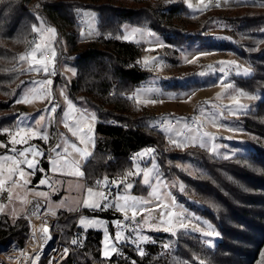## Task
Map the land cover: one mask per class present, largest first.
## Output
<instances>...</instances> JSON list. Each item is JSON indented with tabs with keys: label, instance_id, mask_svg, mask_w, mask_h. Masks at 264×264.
I'll return each mask as SVG.
<instances>
[{
	"label": "trees",
	"instance_id": "obj_1",
	"mask_svg": "<svg viewBox=\"0 0 264 264\" xmlns=\"http://www.w3.org/2000/svg\"><path fill=\"white\" fill-rule=\"evenodd\" d=\"M254 2L221 8L227 17L242 22L243 28H246L245 33L261 44L260 47L254 43L248 46L252 51L247 58L249 61L246 60L252 64L255 73L240 84L249 92L260 86L255 81L259 80L264 84V73H259L264 72V32L258 33L264 28V6L262 0ZM37 4L40 6L39 16L43 18L45 25L56 28L57 42L62 44L67 38L70 43L68 57L76 59L77 75L68 84V96L97 117L94 158L83 166L86 184L93 186L95 180L105 174L112 179L122 175L125 170L133 169L134 161L129 157L135 156L144 148L152 147L159 151L166 139L162 131L151 128L150 121L160 114L156 115L129 97L149 74L148 70H141L138 63L144 49L141 45L120 38L122 26L130 23L151 28L161 33L170 44L182 36L191 37L193 34L203 33L207 22L214 19L213 10L219 9V6H211L200 15H191L182 1L0 0V128H14L18 116L11 111L15 109L17 99L15 92L13 93L14 86L31 79L17 65L19 56L32 46L29 42L35 34L31 33L30 25L37 23L36 13L33 11ZM83 8H92L98 12V35L91 40L81 37L80 10ZM165 16L178 18L180 22L166 20ZM56 80L60 81V76H56ZM112 90L115 95H110ZM262 114L264 99L256 109L243 113L236 121H240L250 134H257L264 140ZM257 117L262 119L261 123L256 120ZM123 124H127L128 128H124ZM0 137L5 138L6 134H0ZM251 141L254 144L255 139L251 138ZM254 146L255 149L249 154L235 155L228 159H221L196 148L194 151L198 153L194 154L205 159L203 178H184L188 195H193L210 208L215 221L222 220L218 227L223 237L243 239L246 247H242V250L248 253L251 250L258 253L264 247V146L260 149L257 144ZM44 153L39 166L48 172V152L45 150ZM159 161L165 176L172 178V173L165 167V159L159 158ZM41 177L42 174L37 172L34 183ZM137 182L136 189L139 186L138 179ZM188 200V204L195 209L196 206ZM77 212L61 210L55 216L62 230H69L71 238L78 233L85 238L83 247L79 248L65 241L72 251L58 264H131V261H136V264H172V256L163 251L162 244L165 240L180 236L187 238L190 234L184 231L177 237L158 234L156 242L146 245L143 257L138 255L133 245L127 244L119 246L123 256L114 253L110 258H104L101 252L102 232L89 230L84 233L77 224V217L79 212L107 217H113L114 214L88 209ZM203 214L206 215V212ZM37 218L39 222L51 221L49 216L40 218L39 212ZM210 218L212 219L211 216ZM28 224L24 213L15 221L8 214H1L0 249L9 241H15L19 247H24L29 233ZM223 239L218 243L221 247L219 252L212 254L213 260L218 264H233L228 255L222 256L226 254L225 250H232L234 253L232 244ZM177 240L178 249L182 247V242L192 246L189 240ZM240 254L246 256L240 264H255L257 255L249 258L244 253ZM4 263L0 255V264Z\"/></svg>",
	"mask_w": 264,
	"mask_h": 264
},
{
	"label": "rangeland",
	"instance_id": "obj_2",
	"mask_svg": "<svg viewBox=\"0 0 264 264\" xmlns=\"http://www.w3.org/2000/svg\"><path fill=\"white\" fill-rule=\"evenodd\" d=\"M166 1V0H164ZM168 1H182L183 4L188 7L189 12L191 15H200L206 9L211 6L219 5V9H214V19L210 22H207L205 31L203 33H196L193 34L194 36L191 37H180L179 39H175L174 42L168 44L163 37V35L151 28L148 27H141L132 25L130 23H124L122 26L123 32L120 36L121 39L126 40L128 42H132L137 45H141L143 47V51L141 56L139 57V61H142L145 56L155 57L156 62L162 67L153 66L148 68V76L147 78L142 81L133 91L132 94L135 93L137 89H144L150 88L152 91L148 92L146 96H141L140 101L137 102L135 99V103L142 105L143 107L147 108L149 111L152 110L158 111L161 114H164L169 117V119H175L177 121V125L172 126L173 131L171 132V136L175 138L176 131L180 130L183 131L185 135H189V129H192L193 132L191 134H196L195 129L197 127V121H202L203 127L201 131L211 133L215 140L212 141L215 145H217L216 152L218 154H214L208 150V147H199V146H188V147H175L169 143V133L164 131V126L162 128V133L165 136L166 143L162 145L159 151H155L153 154L155 156V164L159 167L160 171L163 174V179L167 181V187H161L160 189V200H156L154 197H150L149 194L151 192V187L148 185L143 184L141 177H132L131 182L133 183V188L128 190V194L132 196L138 197H145L150 198L152 203L149 205V211L154 218V220H158L161 211L163 210V204L167 203L171 205V199L167 196V193H171L172 197H175V204L182 206L186 209V216H192L199 218L193 219L192 223L195 225H199L200 228L204 229V232L209 231L207 225L203 223L207 221L209 224L213 226L214 234L212 236H207L204 232L194 231L190 226L188 230L180 229L177 231L176 235L172 233L165 232L162 229L160 231H155L153 229H144V234L148 235L152 238V241L144 243L141 245L144 251L146 252V245L150 243L156 242V237L158 234H167L169 236L177 237V235L181 232H188L190 233L187 238L185 236H180L179 238L183 240L191 241L190 246L188 243L182 242V247L178 249L177 242L179 239H168L165 240V243L170 244L168 249L163 247V251L167 254H171L172 256V264H200L201 261L204 264H218L217 261L213 260L212 254H217L219 252V242L224 238L218 224L221 223V219L219 221H215L214 213L205 206L204 203L200 202L196 199L193 195H188L187 193V185L186 181L184 180L185 176H190L193 178H203L202 174L205 172L204 162L205 159L198 154H194L197 151H194L196 148L201 149L203 151H207L209 153L214 154L215 156L221 159H228L229 157L235 155H246L251 152V150L255 149L254 144L259 146V149L264 146V140L259 137L257 134L252 135L248 131L245 130L244 126L240 124V121H236L240 115L243 113L251 110L256 109L258 104L264 99V84L261 81L257 80L255 82H259L260 85L256 90H252L251 92L246 91L243 86L240 84L242 80H246L248 78L253 77L255 71L252 67V64L248 61V56L251 53V49L248 47L250 43H254L257 47H260L259 40H256L249 34L245 33L246 28H243V23L234 20L233 18L230 19L226 16V13L222 12V7L236 5V4H251L255 3V0H205V4H209V7L205 8L203 11L200 10L202 7L199 3V0H168ZM188 3H191L193 7H189ZM38 5V4H37ZM35 5V6H37ZM261 6V5H258ZM40 8H35L33 11L35 13H40ZM228 14V13H227ZM166 20H170L174 23L180 22L178 18H169L167 16L164 17ZM80 22H81V37L87 40H91L98 35V12L92 8H83L80 10ZM47 26V25H45ZM55 28L54 26H48ZM141 29L144 33L141 35L140 33L132 32L133 29ZM56 29V28H55ZM254 33V31H252ZM264 32V28L259 30V34ZM149 33H153L154 35H150ZM125 36H129V39H124ZM188 36V35H187ZM57 31L55 37L51 40L52 45L55 47L56 50V58L53 65H50V70L52 67L55 68L56 74L52 76H46L43 72H36L29 70V61H21L19 59L18 67L22 69L24 74L29 76L31 79L27 80L23 83H19L14 86L13 93L16 94L17 98L22 96L26 91L29 89H38L41 90V86L36 83L42 81L44 79L50 78L53 83L52 85L45 86L46 88L50 89L53 96L61 97L59 95V90L65 84H67V88L65 89L66 93L68 94V84L76 79L77 75V67H76V59L68 57L70 43L68 42L67 38L61 42H57ZM162 45V46H158ZM258 49V48H254ZM199 51H206L210 54L207 56H200L199 59L195 63H187L184 60V55H188V59L191 60L193 56H195ZM27 52V51H26ZM23 52L22 54H24ZM49 57L51 54L49 53ZM248 61H247V60ZM220 61H235L236 63L233 65H224V71H220ZM142 64V63H140ZM212 66L210 69L209 66ZM238 66V67H237ZM32 67H37L36 65H32ZM250 68L252 71L251 75H244V69ZM69 69H74L75 74ZM204 73V75H201ZM259 73L263 74L264 72L260 71ZM56 76H60V81L56 80ZM70 78V79H66ZM62 80V81H61ZM253 82V84H255ZM231 85L230 88H225V85ZM246 85V84H245ZM243 89L245 92L255 94L258 96V99L249 100L245 97L240 98V102L243 105H247V109H240L238 106L234 105L229 98V94H235L236 90ZM189 97H191L189 99ZM155 99L158 102L155 104H148L143 103L144 99ZM63 99V97H62ZM71 99V98H70ZM133 99V98H132ZM8 101V100H6ZM73 103L76 105L77 109L80 110H87L89 114L93 112L83 106L78 105L75 101ZM45 104H48L47 100H40L34 99L31 103H16L15 109L11 110L14 113H17L18 116L16 117V122L14 124V128L17 126L18 123L23 122L25 126H33L35 124V120L39 118V115H44L46 118L48 117L47 112H43L41 110L45 109ZM83 108V109H82ZM203 110V114L202 111ZM67 111V106L63 99V104L60 108L57 109L55 114V120L52 121L50 126L43 129L49 134L48 141L42 140L40 137H34L28 141L25 145H16V147H28L31 145L32 147L36 148L37 150L47 151L48 149L56 144V143H63L61 138V134H63L64 138H66L69 142H74L79 145V141L77 137L71 135V133L64 127V123L62 122L64 119V112ZM232 111H236L237 114L233 115ZM4 114V113H2ZM88 114V113H87ZM157 115V113H155ZM206 114H217L215 116V122L217 125L221 126H213L206 120ZM222 114V115H221ZM75 115V112H73ZM96 116V115H95ZM264 116V114H262ZM79 118V117H77ZM195 118V120L193 119ZM258 122L261 123V118H256ZM72 122L71 120L69 121ZM97 123L94 122V137L96 142L95 136V127ZM194 123V124H193ZM187 125V128L185 127ZM9 128V127H4ZM257 130L260 132L261 129L256 127ZM3 129V128H0ZM12 129V128H10ZM231 129V130H230ZM87 131V129H85ZM0 134H5L0 132ZM251 138H254V144L251 141ZM0 141L7 142L8 136L6 134L5 138L0 137ZM152 148V147H147ZM144 148V149H147ZM95 149V147H94ZM94 149L92 151L94 152ZM142 149V151L144 150ZM71 152V149H69ZM140 151L139 153H141ZM198 153V152H197ZM5 154V149L0 148V155ZM9 154H11L9 152ZM227 157V158H226ZM31 158V156H30ZM41 157L37 159L41 160ZM160 159H165V167L169 169V172L172 173V178H168L165 176L164 171L162 170ZM220 160V159H218ZM49 161V160H48ZM134 166L139 164L141 168H150L153 164V159L151 156L145 155L142 157H137V154L134 158ZM40 165V164H39ZM26 167V166H25ZM51 165L49 162V170L47 172L51 181L59 179L63 181V184H55L53 183V187L57 190L52 192L49 189L48 185H40L38 182L34 183L33 175L31 177V184L29 185L30 188L35 187L37 191L47 192L50 196V201H46L43 197L42 200H34V204L39 203L40 210L43 208V213L49 212L52 214L51 211L48 210V204H51L52 209L55 211V215L58 213L57 211L63 209L67 210V207H58V204L61 200H66L69 205L75 207L76 205L80 204L83 200L87 199V188L93 187L96 190V186H88L85 182L84 178H75L68 175H61L60 173H51L50 171ZM27 170V169H26ZM42 178V177H41ZM137 179L139 180V186L137 187ZM184 185V191L181 192L179 189V184ZM111 195L109 199L112 198L113 195L116 193V189H110ZM121 194L124 193L123 185L120 187ZM6 193V192H4ZM4 193H0V196ZM25 192L23 189L17 188L14 193V198L11 203H9L8 198L3 203L7 205L5 207L4 212L13 219L11 215V211L15 208L18 216L23 213V211L28 207L29 203H22L21 199L17 197H23ZM30 197H37L33 194L27 195V200H30ZM182 198H185L182 200ZM194 204L195 209H193L188 202ZM157 203L161 204V208H156L155 205ZM80 209H88L85 207H79L77 211ZM173 211L179 212L180 208L176 207L172 209ZM68 211V210H67ZM74 211L75 213H78ZM98 212L103 213H113V217L103 216L102 214H88L85 212H79V216L77 217V224L82 229L84 233L88 232L89 230H97L102 232V247L101 252H103V241H104V227L103 226H89L84 228L83 226L79 225V218L80 216L87 217L89 219H99L106 223L108 232L110 235H114L116 232V225L114 223L115 220L121 219L123 220V215L113 209L109 208L105 211L96 210ZM206 212V215L203 213ZM0 213V216L1 214ZM26 215V214H25ZM53 215V214H52ZM144 216H148L149 212L142 213ZM212 217V219L210 218ZM36 218V217H35ZM38 219V218H37ZM137 219L139 220L140 217L138 216ZM28 223V220L26 219ZM225 222V219H224ZM41 223V222H40ZM29 225V224H28ZM76 225V224H75ZM57 227L60 231H62V244L66 245L65 243L70 241L71 235H69V230L64 229L65 232L62 230L61 226L58 225ZM129 232H126L125 235H128ZM226 243L232 244L234 247V253L232 250H225L222 256L228 255L229 261L233 264H240L241 261L246 259V256L241 253L247 255V257H253L257 255V260L255 264H264V247L263 249L255 253L251 250L249 253L242 250V247H246L243 239L238 238H224L223 239ZM66 241V242H65ZM154 241V242H153ZM211 241V244L208 243ZM28 242L27 241L24 247H19L15 241L7 242L8 246L10 245H17L22 251L17 250L15 246L11 247V251L15 252L14 256L7 257V253L2 255V250L4 247L2 246L0 249L2 260H4V264H19L21 260L19 259V255L23 253V249L26 248ZM163 243L162 245H164ZM131 244V243H128ZM45 245V244H44ZM124 244H118L121 246ZM132 245V244H131ZM63 246V245H62ZM67 247L70 248V252L72 248L68 245ZM64 246V247H66ZM53 247V242L49 244L48 249ZM135 248V246L133 245ZM69 252V253H70ZM182 252V253H181ZM47 254V252H46ZM114 254V253H113ZM112 254V255H113ZM111 255V256H112ZM110 256V257H111ZM102 257H104L102 255ZM108 257V258H110ZM65 258V257H64ZM64 258L59 260L57 263L52 262L49 263L43 259L42 262L44 264H58ZM105 258V257H104Z\"/></svg>",
	"mask_w": 264,
	"mask_h": 264
},
{
	"label": "snow or ice",
	"instance_id": "obj_3",
	"mask_svg": "<svg viewBox=\"0 0 264 264\" xmlns=\"http://www.w3.org/2000/svg\"><path fill=\"white\" fill-rule=\"evenodd\" d=\"M199 3L202 6L200 8L201 11L209 7V4H205V0H199ZM188 6L190 8L193 7L191 3H188ZM262 6H264V0H262ZM36 7L39 8L40 6L37 5ZM34 15L37 23L30 25L31 33L35 34L33 40L29 42L32 46L27 52L20 55L19 59L21 61L30 62V71L43 72L46 74V76L50 77L56 74L54 67H52L50 70V65L54 64L56 58V50L51 43V40L56 35V29L45 26L43 18L40 17L38 13ZM132 32L133 34H144L139 28L133 29ZM149 34L154 35L153 33ZM124 39H129V36H125ZM49 53L51 54V57H49ZM209 54L210 53L206 51H199L195 56L192 57L191 60L188 59V55H184V60L187 63H195L200 56H207ZM138 63H142V65L146 68H151L153 66L162 67V65H159L156 62L155 57L145 56L143 60L138 61ZM219 63L221 65L220 71L223 72L225 70L224 65H233L236 62L220 61ZM32 65H36L37 67H32ZM209 68L211 69L212 66L210 65ZM69 71H72L73 74H75L74 69H69ZM243 74L251 75L252 71L250 68H245ZM201 75H204V73H201ZM36 83L41 86V90L35 88L29 89L22 96L17 98L15 103H31L34 99L47 100L50 106L41 111L47 112L48 117L46 118L44 115H39V118L35 120V124L33 126H25L23 122H20L17 124L15 129H0V132L5 133L8 136L7 142L0 141V148L5 149V154L0 155V193H7L9 203L12 202L15 190L17 188L23 189L25 192L23 197H17L18 199H21L22 203H31V201L27 200L28 194H33L37 197H43L46 201H50L49 193L37 191L35 187H29L31 184V177L37 172L42 174V178L39 179L38 183L40 185H48L52 192L57 190L55 187H53V183L61 185L63 184V181L59 179L51 181L47 174V170L39 166L40 162L37 158L45 155L43 151L37 150L31 145L19 149L16 147L18 144H27L28 141L34 137H40L42 140L48 141L49 134L43 129L50 126L52 121L55 120L57 109L61 107V105L56 102V98L53 96L51 90L45 87L52 85L53 81L50 78ZM230 87H232L230 84L225 85V88ZM66 88L67 84H65L59 90V95L63 97L67 106V111L64 112V119L62 122L64 123V127L68 129L71 135L78 138L79 145L74 142H69L66 138H64L63 134H61L63 143H56L52 145L48 149L47 159L51 165V173H60L61 175H68L75 178H84L85 171L83 170V166L87 164L90 159L94 158L92 149L95 147V137L93 132L96 116L94 113L87 114L86 109H77L76 105L73 103V100L70 99L66 93ZM150 91H152L150 88L137 89L133 94V98L136 99L137 102H141L140 97L146 96ZM113 95H115V93H113ZM241 97H245L249 100L258 99L257 95L245 92L243 89L236 90L235 94H229V98L234 105L238 106L240 109H247V105L241 104ZM190 98L191 97H189V99ZM142 102L155 104L158 101L149 98L144 99ZM201 111L203 114V110ZM73 112H75V115H73ZM232 114L236 115L237 112L232 111ZM216 115L217 114H206V120L213 126H221L217 125L215 122ZM193 119L195 120V118ZM70 120L72 121L71 123L69 122ZM203 123L204 122L202 121H197V127L194 130L196 134L194 135L191 134L193 132L192 129L188 130L189 135H185L183 131L175 130L176 136L173 138L171 136L173 127L170 121L167 122L164 131L169 133V143L175 147H208L210 152L218 154L216 152L218 146L212 143V141L215 140V137L211 133L201 131ZM185 127L187 128V125H185ZM85 129H87V131H85ZM69 149H71V152ZM155 151L156 150L154 148H147L141 153L137 154V157H142L145 155L151 156L153 159L152 167L141 168L139 164H136L134 169L125 170L122 175L112 179H110L105 174L102 176V178L95 180L96 190H94L93 187L87 188V199L83 200L80 204L73 207L69 205L66 200H61L58 204V207H67L69 212L77 211L78 208L82 206L89 208L92 211H105L111 208L123 215V220L117 219L114 221L116 225V232L114 235L109 234L106 223L102 220L89 219L82 215L79 218V225L83 226L84 228L89 226L104 227V247L102 255L105 258L110 257L113 253L123 256L118 244L127 245L128 243L134 245V250L139 256L143 257L145 255V251L141 245L152 241L150 236L144 234L145 228L153 229L155 231H160L162 229L165 232L176 235L178 230H188L191 226L192 230L194 231L204 232L203 228H200L199 225L192 223L193 219L198 220L199 218L194 217V215L186 216L185 213L187 210L182 206L175 204V197H172L170 192L167 193V196L171 199V205L167 203L163 204V210L161 211L158 220H154L149 211V205L152 203L150 198L132 196L128 194V190L132 189L134 186L130 178L141 177L143 184L151 187L149 196L154 197L156 200L161 199L160 189L161 187H167V181L163 179L162 172L154 162L155 156L153 154ZM9 152L11 154H9ZM121 185H123L124 189L123 194L120 192ZM112 188L116 189V193L111 199H109L111 195L110 189ZM179 189L181 192L184 191V185L182 183L179 184ZM5 207H7V205L0 203V213L4 212ZM39 207V203L34 204L35 209H39ZM155 207L161 208V204L157 203ZM176 207L180 208L179 212L172 210ZM48 210L51 211L53 215H55V211L52 209L50 203L48 204ZM144 212H149V215H142ZM33 214L35 215L37 213L34 212ZM11 215L13 217V221L19 218L15 208L12 209ZM138 216L140 217L139 220L137 219ZM203 223H205L209 229V231L204 232V234L207 236H212L214 234L213 226L207 221H204ZM32 228L33 232L35 233L36 226L33 225ZM129 229L131 231L128 235H125ZM39 231L43 233L41 239L44 241V243L51 239L49 228L46 225L40 226ZM84 239L85 238L78 233L76 236L70 239L69 244L75 245L79 248L83 245ZM208 243L211 244V241H208ZM42 246L43 245H41V247ZM163 247L168 249L170 244L165 243ZM69 252V247H65L63 249L64 255H68ZM39 260L40 255L37 254L33 260V264H36V262ZM131 264H136V261H131ZM182 264H184V262H182ZM200 264H204V262L201 261Z\"/></svg>",
	"mask_w": 264,
	"mask_h": 264
},
{
	"label": "built area",
	"instance_id": "obj_4",
	"mask_svg": "<svg viewBox=\"0 0 264 264\" xmlns=\"http://www.w3.org/2000/svg\"><path fill=\"white\" fill-rule=\"evenodd\" d=\"M140 69L144 70V71L148 70V68L144 67L142 64H140ZM114 92L115 91L112 90L110 92V95H113ZM129 97L133 98V94H130ZM55 98H56L57 103H59L60 105L63 104L62 97L57 96ZM48 106H50V105L45 104V108ZM169 121L171 122L172 125L177 124V121L175 119H169L168 116H166L164 114H160L156 119L150 121V126L155 131H161L162 128L164 126H166L167 122H169ZM123 127L128 128L127 124H123ZM129 158L134 160L135 156L131 155ZM6 197H7V193H4L3 195H1L0 196V202H4L6 200ZM33 199L42 200L44 202V207L46 208L45 201L43 199L38 198V197H31L30 198L29 201H31V203H29L28 210L26 213V219L28 220V223H29L28 242H27L26 248L23 249L22 255L17 254V256L19 255V259L21 260V262L19 264H30L27 261H24L21 257L23 256V258H24V252H26L29 240L31 238H34V240H35V249H36L35 252H37V253H35V256L37 254H39L40 259H42V261H43V259H45V261H47L49 263H52V262L57 263L59 260H61L62 258H64L66 256L63 254V249L65 248L64 246H66V245L62 244V242H61L62 231H60L57 227L56 217L54 215L50 214L49 212L43 213V208L41 209V211H38L39 217L43 218V217L49 216L51 218V221L48 222V221L43 220L40 223V225H37V223H36L37 220L35 219L34 214H33L34 212H37V211H35V208H34V200ZM33 225L36 226L35 233L33 232V228H32ZM42 225H46L49 228V233L51 235V239L47 240L46 243H44V241L41 239L43 233H41L39 231V228ZM130 231L131 230L129 229L128 232H130ZM52 242H53V247L51 249H48L49 244H51ZM41 245H43V246L41 247ZM13 246H15V248H17V250L22 251V249H20L17 245L8 246V244L6 243L3 245L4 249L2 250V255L4 253H7V257L14 256L15 252L11 251V247H13ZM81 247H83V245ZM46 252H47V254H46ZM44 263L45 262H42V264H44ZM36 264H39V261Z\"/></svg>",
	"mask_w": 264,
	"mask_h": 264
},
{
	"label": "bare ground",
	"instance_id": "obj_5",
	"mask_svg": "<svg viewBox=\"0 0 264 264\" xmlns=\"http://www.w3.org/2000/svg\"><path fill=\"white\" fill-rule=\"evenodd\" d=\"M35 211H36V209H35ZM34 217H36L35 219L37 220V222H36L37 225H40V222L38 221L37 216L34 215ZM35 251H36V249H35V240H34V238H31L29 240V243H28V246H27V250H26V252H24V258H23V256L21 258L24 261H27L28 263L33 264V260L35 258V253H37ZM39 264H42V259L39 260Z\"/></svg>",
	"mask_w": 264,
	"mask_h": 264
},
{
	"label": "crops",
	"instance_id": "obj_6",
	"mask_svg": "<svg viewBox=\"0 0 264 264\" xmlns=\"http://www.w3.org/2000/svg\"><path fill=\"white\" fill-rule=\"evenodd\" d=\"M69 98H70V97H69ZM77 104L80 105L79 103H77ZM80 106H82V105H80ZM141 106H142V105H141ZM82 109H83V108H82ZM151 111H152V110H151ZM154 112L157 113V114H161V113H159L158 111H154ZM87 113L89 114V112H87ZM177 124H178V123H177ZM177 124H176V125H177ZM176 125H175V126H176ZM172 126H174V125H172ZM30 198H31V197H30ZM40 207H41V206H40ZM40 207H39V209H36V211H37L36 213H38V211L40 210ZM27 210H28V207L23 211V213L26 214V213H27ZM61 210H63V209H61ZM61 210H59V211H61ZM59 211H57V212H59ZM35 215L37 216V214H35Z\"/></svg>",
	"mask_w": 264,
	"mask_h": 264
}]
</instances>
